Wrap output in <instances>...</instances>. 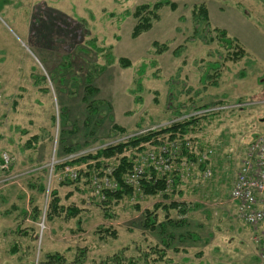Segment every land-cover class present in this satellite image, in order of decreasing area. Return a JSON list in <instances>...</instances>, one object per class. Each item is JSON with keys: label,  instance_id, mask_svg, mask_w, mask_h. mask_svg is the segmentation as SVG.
<instances>
[{"label": "rangeland", "instance_id": "obj_1", "mask_svg": "<svg viewBox=\"0 0 264 264\" xmlns=\"http://www.w3.org/2000/svg\"><path fill=\"white\" fill-rule=\"evenodd\" d=\"M155 1L0 0V152L15 157L11 173L17 176L0 186V264H38L50 252L70 260L84 253L83 264H264L229 196L247 144L264 133V0H172L176 10L164 7L153 28L133 38L130 12ZM199 4L210 20L200 37L224 29L249 53L226 63L218 87L200 82L206 64L219 59V47L195 33L193 5ZM88 87L95 91L87 97ZM221 101L224 111L202 119L194 134L198 151H212L204 168L211 175L197 164L183 167V196L174 200L188 202L190 210L183 217L170 211L187 223L169 227L175 237L164 258L153 250L160 236L142 226V212L167 199L134 197L106 208L92 187L66 184L65 168H57L169 124L177 110ZM53 190L66 210L79 213L49 218ZM35 207L42 210L39 219ZM165 214L159 210L160 221Z\"/></svg>", "mask_w": 264, "mask_h": 264}, {"label": "trees", "instance_id": "obj_2", "mask_svg": "<svg viewBox=\"0 0 264 264\" xmlns=\"http://www.w3.org/2000/svg\"><path fill=\"white\" fill-rule=\"evenodd\" d=\"M169 7L171 10H176L178 5L172 0H156L153 3H144L138 5L130 15L135 19V25L132 30V37L137 38L148 32L153 26L161 19L160 11L164 7ZM193 17L196 20L195 33L198 39L204 41L206 44L216 43L219 49L216 50L219 59H215L212 62H208L205 66V70L201 75L200 82L204 84L205 88L208 86L218 87L221 84V80L224 74V70L228 68L227 62L237 63L243 58L248 56V51L242 46L238 39L232 37L224 29L213 28L214 34L207 33L199 36L200 27L210 26L209 12L205 4L193 5ZM206 30V29H205ZM204 30V31H205ZM156 43V42H155ZM158 44V43H157ZM222 49L225 53L221 52ZM162 50V49H161ZM159 49V51H161ZM213 53V54H216ZM123 66H129L127 59H121ZM245 75L244 71H241V77ZM87 97L92 95L95 91V87H88ZM86 97V98H87ZM192 99V98H191ZM192 101V100H191ZM193 103V101L191 102ZM221 105L212 107L208 104L201 107H195L189 112L182 113V111H176L175 117L169 124L157 126L152 130H148L144 133L128 136L124 140L108 144L100 147L95 151L87 152L85 154L77 155L69 160H66L62 164L57 165V168H65L66 166L78 167L77 177L72 179L68 176L65 177L66 184H73L78 190L82 189V186H93V180L95 177L100 179L104 176H109L117 183V187L113 190L104 189L100 195L101 202L106 208L112 207L118 204L124 199H132L134 197H154L161 196L167 199L169 203H157L153 209H145L142 212L143 222L142 226L151 232H156L160 236V240L153 247V250L161 253V257H165L167 250L171 248V241L175 237V232H171L169 227H176L185 225L187 220L185 218H173L170 215L171 210H176L181 217L185 216L190 210L189 203L186 201H176L174 196L177 194L180 197L183 196V190L180 188L183 182L184 166L192 168L195 164L199 165L202 170H206L209 151L201 152L197 150L196 143L198 141L195 133L201 131L202 119H211L217 113L224 111L227 104L219 102ZM185 107V105H182ZM219 107V108H218ZM180 110V109H179ZM221 110V111H220ZM121 133H126L124 128H120ZM32 139H37L36 136ZM32 139H30L32 141ZM30 141V142H31ZM63 142V139L60 140ZM162 145L168 146L170 149V169L168 171L159 172L151 167H145L144 172L139 177L137 186H134L127 182V176L133 170L137 154L145 152L149 147L158 149ZM200 145V144H199ZM65 148V147H64ZM69 154H73L75 150L71 147L65 148ZM212 153V151H211ZM204 154V155H203ZM207 155L208 158H204ZM40 190H44V185H40ZM51 199L47 210V215L52 218L53 214H63L67 211V216L72 217L79 213V209L72 207L66 208L60 204L61 197L57 190L51 191ZM102 205V204H101ZM104 207V208H105ZM137 209H140L139 205H136ZM165 211V221H160L159 210ZM35 217L38 219L41 217L42 210L35 207ZM40 210V211H39ZM45 210V211H46ZM37 214V215H36ZM107 215V213H106ZM111 214H108L110 216ZM111 217V216H110ZM111 235L115 236V232H111V229H107ZM22 232V231H21ZM26 233V232H24ZM26 235V234H25ZM190 236L194 237L193 234ZM186 236H180L179 239H185ZM163 247L160 248L159 247ZM17 246L12 247V251L16 252ZM173 251H179L178 247H173ZM84 250H81L83 252ZM122 260L117 259V263L120 264ZM84 253L78 254L74 259L70 260L62 252L46 253L38 264H83ZM151 264H160L156 259Z\"/></svg>", "mask_w": 264, "mask_h": 264}, {"label": "built area", "instance_id": "obj_3", "mask_svg": "<svg viewBox=\"0 0 264 264\" xmlns=\"http://www.w3.org/2000/svg\"><path fill=\"white\" fill-rule=\"evenodd\" d=\"M156 127L141 130L136 134ZM170 152L168 146L162 145L158 149L149 147L145 152L138 153L136 164L127 176V182L137 186L146 166L159 172L168 171L171 167L168 156ZM204 158L208 156L205 155ZM14 161L15 157L10 152L1 151L0 173L10 171ZM64 172L72 179L77 177V170L74 167L66 166ZM203 174L205 177L210 176L211 170L206 169ZM93 186L95 194L100 195L104 189H115L117 183L106 175L101 179L95 177ZM229 196L238 217L251 227L252 240L258 247L260 258H264V133L247 144Z\"/></svg>", "mask_w": 264, "mask_h": 264}, {"label": "crops", "instance_id": "obj_4", "mask_svg": "<svg viewBox=\"0 0 264 264\" xmlns=\"http://www.w3.org/2000/svg\"><path fill=\"white\" fill-rule=\"evenodd\" d=\"M197 91H199L198 89H196ZM200 92H202V91H200ZM200 92H196V95L197 94H199ZM192 97H189L188 99L190 100V102H192L193 101V98L191 99ZM197 99L198 100H201V102H202V99H203V97L201 96H198L197 95ZM192 100V101H191ZM212 156V155H211ZM210 156V157H211ZM209 157V158H210ZM209 163L211 164V162H208V165H209ZM239 166H238V168L235 170V173H234V175L232 176V184H233V182H234V180H235V178H236V175H237V173H238V171H239V168H240V166H241V164H238ZM12 169H13V166H12V168L10 169V171H8L7 173H0V186L1 185H3V184H5V182H7V181H11V180H13V179H15V176L16 175H12ZM17 177V176H16ZM231 200V199H230ZM232 202V201H231ZM233 204V203H232Z\"/></svg>", "mask_w": 264, "mask_h": 264}]
</instances>
